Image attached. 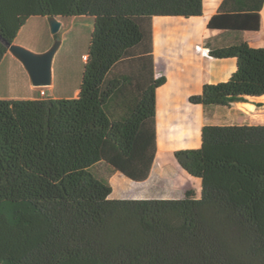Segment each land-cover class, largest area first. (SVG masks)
<instances>
[{
    "label": "trees",
    "instance_id": "1",
    "mask_svg": "<svg viewBox=\"0 0 264 264\" xmlns=\"http://www.w3.org/2000/svg\"><path fill=\"white\" fill-rule=\"evenodd\" d=\"M263 3L222 0L208 26L259 30ZM201 13L202 0H0V61L32 16L92 23L76 96L0 98V264H264V123L205 124L199 147L174 152L199 198L110 197L113 173L143 181L157 151L152 17ZM209 54L236 70L190 102L264 95V46Z\"/></svg>",
    "mask_w": 264,
    "mask_h": 264
},
{
    "label": "crops",
    "instance_id": "2",
    "mask_svg": "<svg viewBox=\"0 0 264 264\" xmlns=\"http://www.w3.org/2000/svg\"><path fill=\"white\" fill-rule=\"evenodd\" d=\"M221 2L222 0H202V13L196 16L152 17L154 74L155 77H166V81L155 91L157 151L147 179L143 181L128 179L137 185H143L154 182L156 177L167 181L164 180L166 177L168 186L158 196L143 194L117 197V192L113 194L111 181L113 177L117 179V173H122L115 172L110 177L111 198H199L201 195L200 179L189 175L179 165L174 152L179 149L199 147L201 145V129L205 124L264 123L260 117L258 118L260 115L258 103H261L260 98L264 95L248 96L245 102H233L230 106L215 107L207 111L201 104L188 100L190 95L200 93L204 84L225 81L236 70V58L213 57L209 54L211 48L227 46L239 41H246L252 47L264 46V3L260 10L259 30L236 31L208 26V21L217 13ZM56 18L60 20V17ZM16 37L12 42L24 45L17 41ZM86 53L87 51L82 53V56ZM6 59L19 68L20 60L8 49L4 53L0 65ZM23 77L25 78L24 75ZM29 83L26 80L28 87L26 92L21 95L1 96L0 98L71 97L76 96L79 90L78 86L75 87L70 96L47 95L46 91L44 95H41L42 89H53L54 86H36ZM122 176L127 178L123 174Z\"/></svg>",
    "mask_w": 264,
    "mask_h": 264
},
{
    "label": "rangeland",
    "instance_id": "3",
    "mask_svg": "<svg viewBox=\"0 0 264 264\" xmlns=\"http://www.w3.org/2000/svg\"><path fill=\"white\" fill-rule=\"evenodd\" d=\"M59 21L62 22V26L54 35L50 29L49 18L32 16L21 27L16 39L24 44L19 45L35 53L49 49L55 38L60 40L51 63V82L49 85L54 87L53 89L44 88V91L47 95L70 96L75 87H79L80 84L84 66L82 53L88 49L92 23L86 17H60ZM18 66L19 68L9 63L7 59L0 65V97L18 96L26 92L28 87L26 80L28 83L31 80L22 63L19 62ZM260 99L262 105L258 106V113L260 114L258 118L260 117V120L264 122V97ZM99 169L107 175L101 166ZM164 180L168 181L166 177ZM167 181H162L156 177L154 182L137 185L123 177L122 174L117 173V179L113 177L111 182L113 194L117 192V197H131L143 194L145 196H158L162 190H166Z\"/></svg>",
    "mask_w": 264,
    "mask_h": 264
},
{
    "label": "water",
    "instance_id": "4",
    "mask_svg": "<svg viewBox=\"0 0 264 264\" xmlns=\"http://www.w3.org/2000/svg\"><path fill=\"white\" fill-rule=\"evenodd\" d=\"M51 32L56 35L61 22L55 16L49 18ZM7 49L20 60L29 74L31 83L36 86H47L51 82V63L54 53L59 47L60 40L55 38L52 46L41 53L32 52L25 47L3 40Z\"/></svg>",
    "mask_w": 264,
    "mask_h": 264
},
{
    "label": "built area",
    "instance_id": "5",
    "mask_svg": "<svg viewBox=\"0 0 264 264\" xmlns=\"http://www.w3.org/2000/svg\"><path fill=\"white\" fill-rule=\"evenodd\" d=\"M82 58H83V59H86V55H83ZM40 93H41V95H44V94H45V91L42 89V90L40 91Z\"/></svg>",
    "mask_w": 264,
    "mask_h": 264
}]
</instances>
